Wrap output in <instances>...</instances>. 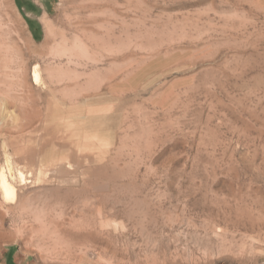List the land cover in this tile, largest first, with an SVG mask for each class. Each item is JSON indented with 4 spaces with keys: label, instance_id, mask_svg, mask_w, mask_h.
Returning <instances> with one entry per match:
<instances>
[{
    "label": "rangeland",
    "instance_id": "obj_1",
    "mask_svg": "<svg viewBox=\"0 0 264 264\" xmlns=\"http://www.w3.org/2000/svg\"><path fill=\"white\" fill-rule=\"evenodd\" d=\"M2 172L0 264H264V0H0Z\"/></svg>",
    "mask_w": 264,
    "mask_h": 264
},
{
    "label": "bare ground",
    "instance_id": "obj_2",
    "mask_svg": "<svg viewBox=\"0 0 264 264\" xmlns=\"http://www.w3.org/2000/svg\"><path fill=\"white\" fill-rule=\"evenodd\" d=\"M77 9H78L77 4L72 2L70 4V8H69V21H68V24L66 25V23H65V26H64L65 27V29H64L65 32L69 31V30H73V29H70L71 27L77 28V26H82L83 23H82V20H81V17H80L81 14H79V11ZM42 50L44 51V49H41V51ZM44 52H46V51H44ZM44 57H46V55ZM40 76H41V74H40L39 70L35 69V71H34L35 79L39 80ZM0 186H1L2 193H3V197L5 198L6 201L16 202L18 200L19 195L17 194L14 186L7 179V177H6L4 172H2V174L0 176ZM4 222H5V217L0 212V223H1V225H3Z\"/></svg>",
    "mask_w": 264,
    "mask_h": 264
}]
</instances>
